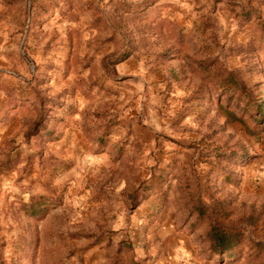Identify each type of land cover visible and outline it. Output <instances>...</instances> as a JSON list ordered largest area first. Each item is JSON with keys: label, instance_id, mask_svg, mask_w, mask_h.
Listing matches in <instances>:
<instances>
[{"label": "rangeland", "instance_id": "rangeland-1", "mask_svg": "<svg viewBox=\"0 0 264 264\" xmlns=\"http://www.w3.org/2000/svg\"><path fill=\"white\" fill-rule=\"evenodd\" d=\"M0 264H264V0H0Z\"/></svg>", "mask_w": 264, "mask_h": 264}, {"label": "trees", "instance_id": "trees-1", "mask_svg": "<svg viewBox=\"0 0 264 264\" xmlns=\"http://www.w3.org/2000/svg\"><path fill=\"white\" fill-rule=\"evenodd\" d=\"M212 237L218 253L231 251L234 247L233 237L225 232L218 230L217 228L212 229Z\"/></svg>", "mask_w": 264, "mask_h": 264}]
</instances>
